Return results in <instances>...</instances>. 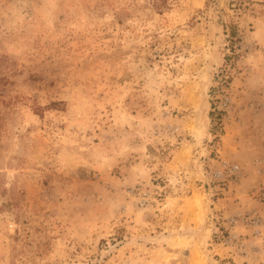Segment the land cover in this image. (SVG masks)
Segmentation results:
<instances>
[{
  "label": "rangeland",
  "instance_id": "374dc122",
  "mask_svg": "<svg viewBox=\"0 0 264 264\" xmlns=\"http://www.w3.org/2000/svg\"><path fill=\"white\" fill-rule=\"evenodd\" d=\"M262 198L264 0H0V264H264Z\"/></svg>",
  "mask_w": 264,
  "mask_h": 264
},
{
  "label": "crops",
  "instance_id": "0c3cea01",
  "mask_svg": "<svg viewBox=\"0 0 264 264\" xmlns=\"http://www.w3.org/2000/svg\"><path fill=\"white\" fill-rule=\"evenodd\" d=\"M225 249L222 250V252H224ZM226 253V252H225Z\"/></svg>",
  "mask_w": 264,
  "mask_h": 264
},
{
  "label": "built area",
  "instance_id": "2783aa9c",
  "mask_svg": "<svg viewBox=\"0 0 264 264\" xmlns=\"http://www.w3.org/2000/svg\"><path fill=\"white\" fill-rule=\"evenodd\" d=\"M234 168H236V166H234ZM262 199H264V198H262Z\"/></svg>",
  "mask_w": 264,
  "mask_h": 264
}]
</instances>
